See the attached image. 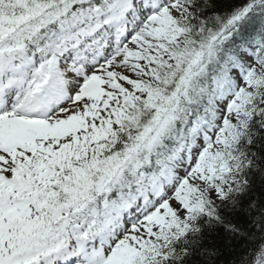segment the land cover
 Segmentation results:
<instances>
[{"label":"snow or ice","instance_id":"1","mask_svg":"<svg viewBox=\"0 0 264 264\" xmlns=\"http://www.w3.org/2000/svg\"><path fill=\"white\" fill-rule=\"evenodd\" d=\"M0 264H264V0H0Z\"/></svg>","mask_w":264,"mask_h":264}]
</instances>
